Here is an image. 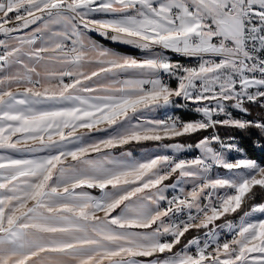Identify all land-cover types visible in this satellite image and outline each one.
<instances>
[{
	"label": "snow or ice",
	"instance_id": "6c2138e0",
	"mask_svg": "<svg viewBox=\"0 0 264 264\" xmlns=\"http://www.w3.org/2000/svg\"><path fill=\"white\" fill-rule=\"evenodd\" d=\"M221 128L264 137V0H0V264H264Z\"/></svg>",
	"mask_w": 264,
	"mask_h": 264
},
{
	"label": "trees",
	"instance_id": "16d2710c",
	"mask_svg": "<svg viewBox=\"0 0 264 264\" xmlns=\"http://www.w3.org/2000/svg\"><path fill=\"white\" fill-rule=\"evenodd\" d=\"M97 39H101L100 37H96ZM176 58V57H174ZM251 110L253 112V115L257 114L259 111L258 108L255 106H251ZM182 117L185 120H192L195 119L196 116L192 113H182ZM210 129L206 132H201L198 134V138H202L203 136H206L209 133ZM220 133L223 135H231L239 139L241 146L245 153L247 154L248 157L255 159L259 162H264V147L262 149H257V144L259 142L264 143V137H260L258 133H246V132H241L240 130H235V129H220ZM181 142L185 143H190L193 142L192 139L189 138H179ZM260 201L257 200L256 203H259Z\"/></svg>",
	"mask_w": 264,
	"mask_h": 264
},
{
	"label": "built area",
	"instance_id": "2783aa9c",
	"mask_svg": "<svg viewBox=\"0 0 264 264\" xmlns=\"http://www.w3.org/2000/svg\"><path fill=\"white\" fill-rule=\"evenodd\" d=\"M184 62H187V61H184ZM173 85H175L174 84V82H173ZM182 112L183 113H185V112H187V113H192V114H194L195 116H196V118H197V114H195L194 112H189V111H187V110H182ZM233 113H234V115H236V116H241L242 114L241 113H239L238 111H236V110H233ZM181 116V118L183 119V117H182V115H180ZM250 118V117H249ZM185 120V119H184ZM210 132H211V129H210V131H209V133L207 134V135H209L210 134ZM221 134V133H220ZM222 136H226V135H223V134H221ZM236 139V142H237V144H238V146L240 147V148H242V146H241V143H240V141H239V139L238 138H235ZM264 147V143L263 142H259L258 144H257V149H262ZM243 149V148H242ZM196 154V152L195 151H192V152H190V153H187L186 155H188V156H193V155H195ZM237 154V153H236Z\"/></svg>",
	"mask_w": 264,
	"mask_h": 264
},
{
	"label": "rangeland",
	"instance_id": "374dc122",
	"mask_svg": "<svg viewBox=\"0 0 264 264\" xmlns=\"http://www.w3.org/2000/svg\"><path fill=\"white\" fill-rule=\"evenodd\" d=\"M173 86H175V85H173ZM220 131V130H219ZM236 138V137H235ZM244 153H245V151H244ZM231 155H230V158H234V157H237L239 154H236V153H230ZM250 158V157H249ZM259 162V161H258Z\"/></svg>",
	"mask_w": 264,
	"mask_h": 264
},
{
	"label": "crops",
	"instance_id": "0c3cea01",
	"mask_svg": "<svg viewBox=\"0 0 264 264\" xmlns=\"http://www.w3.org/2000/svg\"><path fill=\"white\" fill-rule=\"evenodd\" d=\"M175 113L180 116V115H182L183 112H182V110H175ZM229 155H231V154H229Z\"/></svg>",
	"mask_w": 264,
	"mask_h": 264
},
{
	"label": "bare ground",
	"instance_id": "6f19581e",
	"mask_svg": "<svg viewBox=\"0 0 264 264\" xmlns=\"http://www.w3.org/2000/svg\"><path fill=\"white\" fill-rule=\"evenodd\" d=\"M196 119V118H195Z\"/></svg>",
	"mask_w": 264,
	"mask_h": 264
}]
</instances>
